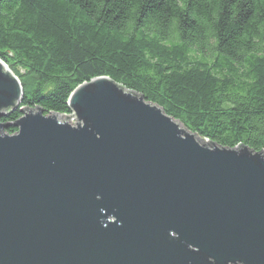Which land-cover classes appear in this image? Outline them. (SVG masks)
<instances>
[{"label": "water", "instance_id": "obj_1", "mask_svg": "<svg viewBox=\"0 0 264 264\" xmlns=\"http://www.w3.org/2000/svg\"><path fill=\"white\" fill-rule=\"evenodd\" d=\"M21 100L0 60V118ZM67 105L0 123V264H264V152L210 144L107 77Z\"/></svg>", "mask_w": 264, "mask_h": 264}, {"label": "trees", "instance_id": "obj_2", "mask_svg": "<svg viewBox=\"0 0 264 264\" xmlns=\"http://www.w3.org/2000/svg\"><path fill=\"white\" fill-rule=\"evenodd\" d=\"M0 60L22 87L4 134L107 77L210 144L264 152V0H0Z\"/></svg>", "mask_w": 264, "mask_h": 264}, {"label": "rangeland", "instance_id": "obj_3", "mask_svg": "<svg viewBox=\"0 0 264 264\" xmlns=\"http://www.w3.org/2000/svg\"><path fill=\"white\" fill-rule=\"evenodd\" d=\"M75 122H76L75 120H72V122H71V119L68 120V124L71 125V126L74 125Z\"/></svg>", "mask_w": 264, "mask_h": 264}]
</instances>
